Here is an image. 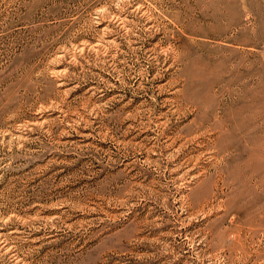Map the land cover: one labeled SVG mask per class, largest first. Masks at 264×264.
Here are the masks:
<instances>
[{
	"label": "rangeland",
	"instance_id": "rangeland-1",
	"mask_svg": "<svg viewBox=\"0 0 264 264\" xmlns=\"http://www.w3.org/2000/svg\"><path fill=\"white\" fill-rule=\"evenodd\" d=\"M0 264H264V0H0Z\"/></svg>",
	"mask_w": 264,
	"mask_h": 264
}]
</instances>
